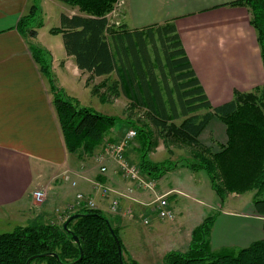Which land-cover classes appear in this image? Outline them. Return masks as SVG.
Masks as SVG:
<instances>
[{
    "label": "crops",
    "instance_id": "0c3cea01",
    "mask_svg": "<svg viewBox=\"0 0 264 264\" xmlns=\"http://www.w3.org/2000/svg\"><path fill=\"white\" fill-rule=\"evenodd\" d=\"M235 1L239 0H117L115 4L122 8L118 19L128 29L165 21L174 23L196 78L211 106L217 107L231 101L235 92L252 91L264 82L263 63L249 11L244 6L231 4ZM31 2L0 0V222L13 228L35 223L59 224L71 214L67 207L75 201V194L82 192L95 202L96 209L112 214L114 225L125 241L127 257L141 264L152 261L161 264L166 249L155 252L156 258L152 256L154 251L149 249L162 242L166 228L168 233L169 229L173 231L174 223H162L157 217L159 221L152 229L142 232L146 238L140 241L132 228L133 220L140 214L155 213L149 204L157 196L190 191L175 183L170 184L173 182L163 187L161 181L168 174H182L184 185H188L191 190L209 186L214 191L208 175L203 171L209 183L202 169L192 170L187 161H179L187 159V155L175 153L171 146L168 148L169 155H175L179 162L160 178L154 179L152 189L140 188L136 180L125 177L118 162L109 154L103 162L107 169L101 174L98 163L92 160L93 155L101 145L116 143L121 139V123L111 129L92 155H84L79 151L68 152L48 81L33 59L26 40L15 28L19 17L26 12ZM65 4L55 14L56 24L52 28L60 26L61 14L67 17L87 16L78 7ZM43 28L44 23L37 29L36 38H39ZM54 36H60L62 45L57 44L56 55L51 47L46 48L51 56V68L60 87L78 102L81 100L76 92L78 88L87 90V76L93 77L94 84L96 78L105 80L114 75L111 72V75L96 76L79 68L74 56L66 53L62 34ZM37 43L42 45L39 40ZM197 140L204 147L218 151L227 140L224 123L218 116L212 115ZM130 146L124 147L123 154L126 153V156ZM134 148L137 149V144ZM128 158L125 159L130 164ZM149 159L162 161L150 155ZM138 163L139 154L134 166L138 167ZM139 174L144 180L151 179L140 170ZM72 181L76 184L72 185ZM101 185L112 189V192L104 195ZM34 190L45 192L41 204L35 203L32 197ZM116 193L121 195L119 206L115 212H111L109 204ZM244 193H249V196L237 197V193H228L230 199L226 206L219 205L218 208L216 204H208V209L216 211L208 235L212 250L240 249L255 240H264V214L259 213L253 205L254 191ZM203 218L204 214L179 242L173 240L175 245L171 250L187 251L191 242L190 230ZM142 221L147 225L149 216H145Z\"/></svg>",
    "mask_w": 264,
    "mask_h": 264
},
{
    "label": "trees",
    "instance_id": "16d2710c",
    "mask_svg": "<svg viewBox=\"0 0 264 264\" xmlns=\"http://www.w3.org/2000/svg\"><path fill=\"white\" fill-rule=\"evenodd\" d=\"M62 1L78 7L87 16L61 14L60 26L50 32L62 34L65 51L74 56L79 68L96 76L114 72L117 80L107 87L129 100L127 109L143 111L148 120H134L130 114L120 118L102 113L80 104L60 87L48 50L32 40L43 25L38 4L32 0L15 28L28 43L48 81L67 151L92 155L120 119L136 131L138 168L149 178L158 179L175 166L170 159H149L157 140L165 144L168 139L178 140L192 150L193 160L187 161L188 167L205 170L220 197L225 191H254L253 205L264 214V82L252 91L235 92L231 101L212 107L172 21L136 29L116 27L107 14L117 0ZM231 4L248 9L264 70V0ZM212 115L221 119L227 135L225 145L215 152L197 140ZM73 214L79 215L69 220ZM73 214L59 224L17 225L11 231L1 232L0 264H138L123 253L121 263L116 238L121 250L123 246L118 230L101 210L84 208ZM212 222L213 217L209 216L193 230L187 251L165 253L163 264H264L263 239L236 251L212 250L208 242Z\"/></svg>",
    "mask_w": 264,
    "mask_h": 264
},
{
    "label": "rangeland",
    "instance_id": "374dc122",
    "mask_svg": "<svg viewBox=\"0 0 264 264\" xmlns=\"http://www.w3.org/2000/svg\"><path fill=\"white\" fill-rule=\"evenodd\" d=\"M34 1H36V3L38 4L37 10L39 12L41 21L44 23V28H43V31L41 33H39V38L35 37L32 40L36 43H37V40H39V42L42 45H44L43 46L44 48H48V47L50 48L51 47L53 50V53L56 55L57 44L62 45V41L60 39V36H54V34H52L50 32V30L56 24V21H55L56 15L55 14L59 13L60 7H65L66 4L64 2H62V0H57V1H54V0H33V2ZM60 3H63V4H60ZM121 9L122 8H120L119 5H117V3H116L113 6L112 11L108 14V17L111 20V23L114 24L116 27L122 25L121 20L118 19V16H120L122 13ZM36 36H37V34H36ZM49 59L51 61V56ZM50 64H51V62H50ZM116 77L117 76L114 73V75L109 76L105 80H99L98 78H96L95 79L96 83L93 84V82H94L93 77L87 76L85 79L87 90L78 88V91L76 92V95L81 100L79 103L82 105H85V106L92 107L95 110H98V111L100 110V112H102V113L107 112V114H109V115L117 116L120 118H124L126 115L130 114L131 115L130 117L133 118L134 120L137 118H140L142 121H146L148 123L147 117L143 113V111H141V110L140 111L139 110L131 111V110L127 109L129 102L125 98V96L123 94L115 95V93L112 92L111 89H109L107 87V85L108 86L112 85V83H113L112 81ZM103 81H105V84H102ZM63 82H64V79H63ZM77 86L80 87L79 85H77ZM70 88L72 90L73 87H69V89ZM204 111L205 110H201L200 112L203 113ZM179 121H180V119L176 120L175 122L179 123ZM116 123H117V125L121 123V128H120L121 139L117 140L118 142H116V143H119L120 141H122L123 136L130 129V127H128L127 124L124 122L122 124V121H120V119H117ZM157 141H158L157 143H159L157 148L153 149V151H151L149 153V155L152 156V158L158 159V160L170 159L171 163L174 162L175 165L179 161H192L193 160L191 157L192 150L190 149V147L185 146V144H183L182 142H180L178 140L168 139L167 140L168 143L165 144L161 139H158ZM131 142L128 143V145L129 144L131 145L129 147L128 154L126 156V153H124V156H125V158L129 157L128 159L131 160V162L129 161V163L135 165V163L137 162V158H138V152H137V149L135 150L134 146L137 143H135V141H133L132 143ZM170 146L175 150V153L187 155L186 156L187 159L184 158V160L181 159L179 161H176L175 158H177V157L175 155H173V156L169 155L168 148ZM106 148L107 147L105 144L101 145V148L97 149L95 151L94 156L97 153H104ZM216 149H218V148H216ZM211 151H213V150H211ZM213 152H215V151H213ZM92 160L94 161V158ZM168 165H171V164H168ZM174 167L175 166H173L172 168H174ZM203 171L204 172H206V171L202 170V173H203L204 177L206 178L207 182L209 183L208 178ZM169 182H173L170 184L175 183L179 186H182L183 188H188V190H190V191H187L186 193L184 191L182 193L176 192V193H172L171 195H166V200H167V202L170 203V204L168 203L170 205V206H168V208L171 211L173 217L171 219L166 218V217L165 218H159L156 213H152L151 215H147L146 213H144V214H140V215L136 216L135 220H133V222H132V228L134 231L137 232V234L139 236L138 239L140 241H142V240L144 241L146 238L142 232L145 231L146 229H149V228L152 229L153 226L155 225V223L157 221H159V219L161 220L162 223L168 224L169 221H172V223H174V226L172 227L173 231H172V229H169L170 231L168 233V228H166L165 235L163 236L162 242L158 246L154 245V246L150 247L149 250L154 251V253L152 254V256L154 258H156L155 256L157 255L156 254L157 252L164 251L165 249L167 251L166 253L171 252V251H175V250H171L173 245H175L173 243V240H177L179 242L183 236H186L188 231H189V228L199 219V217H203V214H204V218L201 219L200 223L197 224L192 230H190V236H192L193 230L196 229L197 226L201 225L207 217H209V216L214 217L216 214V211L208 209V207H207L208 204H211V205L216 204V206H218V208H219V205L220 206H226V204L229 202V199H230L229 195L226 191L223 193L222 197H220L216 192L210 190L209 186L206 188H200L199 187V190H197V191L191 190L188 187V185H184L185 181H184V177L182 176V174H179L176 172L174 173V176H172V174H168L167 177L161 181V185L163 187H168ZM201 182H203V179ZM207 185H209V184H207ZM209 193H211V195ZM249 193H238L239 195L237 197H248ZM72 194H74V189H72ZM101 212L104 216H106L108 218L111 225L114 228H116L114 225V221L112 219V214L104 212L102 210H101ZM70 213H72V212H70ZM145 216H149V223L147 225L144 224L142 221ZM12 229H13V226H7V223L4 224L3 222H0V233L6 232V231H11ZM166 233H168L167 234L168 236L166 235ZM118 235H119V238H120L122 246H123L121 251L123 253V256L125 258H127L125 241L122 238V236L120 235L119 231H118ZM166 237L168 238V240H167L168 242L166 241ZM130 238H132V237H130ZM168 244H170V247H168ZM168 248H170V249H168ZM234 250L236 251L237 249H234ZM214 251H217V250H214ZM152 262L148 263V264H160V262H158V263H155V262L152 263ZM138 264H141V263L138 262ZM161 264H163L162 261H161Z\"/></svg>",
    "mask_w": 264,
    "mask_h": 264
},
{
    "label": "built area",
    "instance_id": "2783aa9c",
    "mask_svg": "<svg viewBox=\"0 0 264 264\" xmlns=\"http://www.w3.org/2000/svg\"><path fill=\"white\" fill-rule=\"evenodd\" d=\"M136 136V131L132 128H130L126 134L124 135L122 141L119 143H108L106 144V150L104 153H97L95 156L93 155L94 161L98 163L99 165V172L101 174L105 173L106 171V165H104V159L106 155L112 156L119 165V168L122 172V174L132 180H136V185L140 188H147L152 189L154 187V179L144 180L141 178L139 174V168L128 164L126 161L123 151L124 147L128 145L132 140L134 141V138ZM132 141V142H133ZM131 142V143H132ZM67 178V176H65ZM72 185H75L76 182L72 181ZM101 191L104 195L108 194L109 192H112V189L101 185L100 186ZM121 195L119 193H116V196L111 200L109 204V211L115 212L119 206V199ZM32 197L36 204H41L45 199V192L43 190H34L32 192ZM151 206V210L154 211L159 218H169L171 219L173 217L171 211L168 208V202L166 200V195H159L157 196L153 201L149 204ZM95 209L96 205L95 202L87 195H85L82 192H77L75 194V201L68 205L67 210L69 212L78 211L80 209Z\"/></svg>",
    "mask_w": 264,
    "mask_h": 264
},
{
    "label": "water",
    "instance_id": "95a60500",
    "mask_svg": "<svg viewBox=\"0 0 264 264\" xmlns=\"http://www.w3.org/2000/svg\"><path fill=\"white\" fill-rule=\"evenodd\" d=\"M78 215H79V214H73V215H71V216L69 217V220H70V219H73V218H76ZM64 227H66V223L64 224ZM74 240H75L76 243L78 242V238H77L76 236H74ZM116 243H117L118 253H119V255H120V261H121V254H122V251H121V247H120V244H119V241L117 240V238H116ZM51 254L54 255L56 258H58L57 254H55V253H51ZM121 263H122V261H121Z\"/></svg>",
    "mask_w": 264,
    "mask_h": 264
}]
</instances>
